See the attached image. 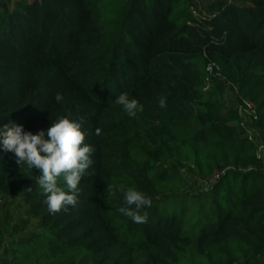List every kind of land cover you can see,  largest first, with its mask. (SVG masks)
Returning <instances> with one entry per match:
<instances>
[{"label":"trees","instance_id":"1","mask_svg":"<svg viewBox=\"0 0 264 264\" xmlns=\"http://www.w3.org/2000/svg\"><path fill=\"white\" fill-rule=\"evenodd\" d=\"M249 2L197 18L192 0H0V126L37 134L68 116L94 148L76 207L52 214L40 170L0 143V195H19L21 229L34 225L2 264H264L263 165L215 100L230 81L264 143V0ZM209 61L220 75L204 91ZM125 92L143 105L134 117L115 102ZM128 188L151 198L146 223L118 211Z\"/></svg>","mask_w":264,"mask_h":264},{"label":"clouds","instance_id":"2","mask_svg":"<svg viewBox=\"0 0 264 264\" xmlns=\"http://www.w3.org/2000/svg\"><path fill=\"white\" fill-rule=\"evenodd\" d=\"M57 102L63 100L62 94L55 97ZM123 106L129 116H136L143 111V105L136 99H130L128 94L121 93L115 101ZM160 107H166V99L160 98ZM71 115V114H69ZM82 123L70 120L68 116L59 117L46 131L37 134L26 132L23 126L15 123H5L0 126V143L4 151L14 153L16 163L20 166L27 164L40 170L41 175L36 177V183L43 190L49 213L67 212L69 206L76 207L81 189L78 187L87 169L93 164L90 153L94 148L84 144L85 133ZM100 129L96 130L99 135ZM49 139H45V136ZM83 144V146H81ZM43 153V154H42ZM63 174V175H62ZM63 178L67 191L58 186V177ZM31 192L32 189L28 188ZM106 191L115 194L113 186L108 184ZM151 198L135 188H128L124 192V206L118 211L130 217L135 223H146L147 213L140 214L141 210L151 206Z\"/></svg>","mask_w":264,"mask_h":264},{"label":"rangeland","instance_id":"3","mask_svg":"<svg viewBox=\"0 0 264 264\" xmlns=\"http://www.w3.org/2000/svg\"><path fill=\"white\" fill-rule=\"evenodd\" d=\"M213 1L218 0H192V7L196 10L197 14L201 15L202 17H206L211 15L209 5ZM227 1L242 6L250 5L249 0ZM215 100L227 108L231 107L235 109L238 104L233 86L226 82L222 86L220 95L217 96ZM185 177L188 181L186 189L190 191L197 192L210 186V182L208 180H200L189 175ZM22 204V199L19 195L14 197L0 195V247H4V244L7 242H11L12 239L20 238L23 233L32 232L31 227L34 228L33 224H28L27 227L21 229L20 223L27 217L25 213V207ZM2 231L5 232L2 233ZM4 259L5 255H3L2 262L4 261Z\"/></svg>","mask_w":264,"mask_h":264},{"label":"built area","instance_id":"4","mask_svg":"<svg viewBox=\"0 0 264 264\" xmlns=\"http://www.w3.org/2000/svg\"><path fill=\"white\" fill-rule=\"evenodd\" d=\"M193 13L197 18H201V15L196 13V10L191 7ZM210 18L209 16H206ZM215 69H218L217 65L209 61L206 66V75L203 79V90H207L209 85L211 84L213 77L215 75H220L219 73H215ZM226 83L232 85L230 81H226ZM233 86V85H232ZM234 88V86H233ZM236 93V90H235ZM236 111L238 114V122L237 124L244 128V135L249 139L253 140L256 146V156L260 159L263 169H264V143L259 139L257 132L253 129L252 124L253 121L257 118V110L256 106L253 102L248 99H241L236 106ZM219 177V173H215L208 181L210 184L214 183ZM4 255V247H0V264Z\"/></svg>","mask_w":264,"mask_h":264}]
</instances>
